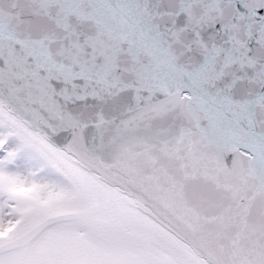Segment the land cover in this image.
I'll return each instance as SVG.
<instances>
[{
  "label": "snow or ice",
  "instance_id": "obj_1",
  "mask_svg": "<svg viewBox=\"0 0 264 264\" xmlns=\"http://www.w3.org/2000/svg\"><path fill=\"white\" fill-rule=\"evenodd\" d=\"M0 264H264V0H0Z\"/></svg>",
  "mask_w": 264,
  "mask_h": 264
}]
</instances>
